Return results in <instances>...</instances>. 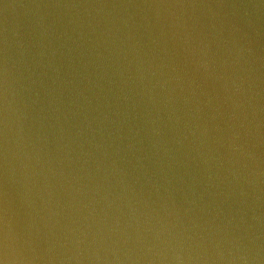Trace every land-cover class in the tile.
<instances>
[{
    "label": "water",
    "instance_id": "water-1",
    "mask_svg": "<svg viewBox=\"0 0 264 264\" xmlns=\"http://www.w3.org/2000/svg\"><path fill=\"white\" fill-rule=\"evenodd\" d=\"M0 264H264V0H0Z\"/></svg>",
    "mask_w": 264,
    "mask_h": 264
}]
</instances>
